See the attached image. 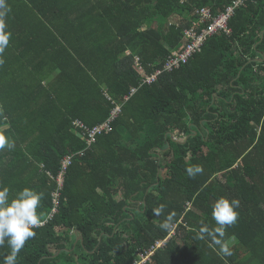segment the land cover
<instances>
[{
  "label": "trees",
  "instance_id": "obj_1",
  "mask_svg": "<svg viewBox=\"0 0 264 264\" xmlns=\"http://www.w3.org/2000/svg\"><path fill=\"white\" fill-rule=\"evenodd\" d=\"M235 1L0 0V224L45 220L74 156L54 221L0 232V264H134L158 242L143 264H264V0L165 67ZM118 105L88 149L73 122Z\"/></svg>",
  "mask_w": 264,
  "mask_h": 264
},
{
  "label": "built area",
  "instance_id": "obj_2",
  "mask_svg": "<svg viewBox=\"0 0 264 264\" xmlns=\"http://www.w3.org/2000/svg\"><path fill=\"white\" fill-rule=\"evenodd\" d=\"M246 1L247 0H236L234 4L227 9V11L222 12L218 16H213L211 10L209 9H203L199 11L198 13L199 20L193 23V26L184 32L182 45L179 49L173 51L172 57L168 59V62L165 65L166 69L168 71H175L188 64L189 61L192 58H194V56L197 53H200L202 51L203 46L214 35L219 34L221 32L230 34L229 20L233 15L235 5L243 4ZM138 63L139 62H137L136 64L137 68L139 69L140 73L142 71L144 73V68ZM154 80L155 77L147 78L148 83H152ZM136 92L137 90L133 89L131 94L133 95ZM121 110L122 109L119 105L116 106L106 122L99 124L93 128L88 127L85 123H83L80 120H76L73 122L74 128L79 132L78 136L85 141L88 149L91 148L97 142L98 137L112 132L113 130L112 124L121 114L122 112ZM77 155L83 156L84 152H80ZM73 163H74V156H67L62 162V167L59 174L56 177L51 176L52 178L56 179L58 187H57V191L53 194L52 212L45 221L43 222H39L37 220H32L31 222L12 221L8 223L0 224V232L14 230L18 227L27 230L36 227H42L52 222L54 220L55 215L60 211V207H61L60 198L62 195V191L65 188V182H66V176L68 174V170L73 165ZM161 244L164 243L158 242L156 247H153L147 253L146 256L142 255L141 256L142 261L145 263L150 258V256L156 251V249L161 246ZM135 263L140 264L138 262Z\"/></svg>",
  "mask_w": 264,
  "mask_h": 264
},
{
  "label": "rangeland",
  "instance_id": "obj_3",
  "mask_svg": "<svg viewBox=\"0 0 264 264\" xmlns=\"http://www.w3.org/2000/svg\"><path fill=\"white\" fill-rule=\"evenodd\" d=\"M172 22L174 23V21H172ZM259 67H260V65L257 66L256 68L258 69ZM137 70H138V68H137ZM141 75H144L143 71L141 72ZM195 97H198V95H196ZM174 138H175V140H179V141L183 140V136H178L176 133H174ZM182 142H184V141H182ZM221 179H222V177H221ZM115 199L120 200L121 196H116ZM72 239H76L75 233L72 234ZM162 246H163V244H161L160 247H162ZM141 261H142V257L141 256H137L136 262L140 263ZM142 263H144V262L142 261L140 264H142ZM135 264H137V263H135Z\"/></svg>",
  "mask_w": 264,
  "mask_h": 264
},
{
  "label": "crops",
  "instance_id": "obj_4",
  "mask_svg": "<svg viewBox=\"0 0 264 264\" xmlns=\"http://www.w3.org/2000/svg\"><path fill=\"white\" fill-rule=\"evenodd\" d=\"M136 68H137V67H136ZM138 70H139V69H138ZM138 72H139V74H141L140 71H138ZM132 90H133V89H132ZM126 100H128L127 97H126ZM108 119H109V118H108ZM108 119H107V120H108ZM107 120H106V121H107ZM80 121H81V120H80ZM106 121H105V122H106ZM103 123H104V122H103ZM73 128H74V127H73ZM74 132H75V134L77 135V137L81 139V137L78 136L79 132H78L75 128H74ZM112 132H113V130H112ZM112 132H110V133H112ZM173 133H176V134H177L178 132L175 131V132H173ZM108 134H109V133H108ZM105 135H106V134H105ZM177 135H178V134H177ZM184 139H185V138H183V140H184ZM81 140H82V139H81ZM82 141H84V140H82ZM91 148H92V147H91ZM54 177H55V176H54ZM218 177H219V176H218ZM220 177H221V176H220ZM51 179H52L53 181L56 182V179H54V178H51ZM52 196H53V194H52ZM61 197H62V195H61ZM60 200H61V198H60ZM52 209H53V208H52ZM51 212H52V210H51ZM58 213H59V212H58ZM58 213H57V214H58ZM50 214H51V213H50Z\"/></svg>",
  "mask_w": 264,
  "mask_h": 264
},
{
  "label": "clouds",
  "instance_id": "obj_5",
  "mask_svg": "<svg viewBox=\"0 0 264 264\" xmlns=\"http://www.w3.org/2000/svg\"><path fill=\"white\" fill-rule=\"evenodd\" d=\"M194 23H195V22H194ZM192 26H193V25H192ZM190 28H191V27H190ZM173 136H174V133H173ZM181 136H183V135H181ZM183 138H185V136H183ZM184 140H185V139H184ZM184 140H181V141H184ZM48 216H49V215H48ZM47 218H48V217H47ZM47 218H46V219H47ZM46 219H45V220H46ZM54 219H55V218H54ZM32 220H37V221H39V222H43V221H45V220H41V221H40V220H38V219H32ZM32 220H30V221H17V222H31ZM53 221H54V220H53ZM53 221H52V222H53ZM7 223H8V222H7ZM50 223H51V222H50ZM50 223H48V224H50ZM48 224H46V225H48ZM46 225H45V226H46ZM45 226H42V227H36V228H43V227H45ZM20 228H21V227H20ZM36 228H31V229H36ZM22 229H23V228H22ZM23 230H24V229H23ZM27 230H28V229H27ZM60 231H63V228H61Z\"/></svg>",
  "mask_w": 264,
  "mask_h": 264
}]
</instances>
